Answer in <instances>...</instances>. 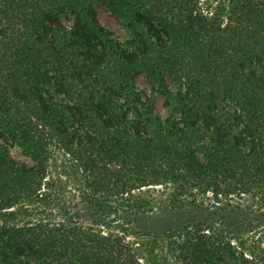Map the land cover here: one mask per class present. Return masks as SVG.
<instances>
[{"label": "trees", "instance_id": "16d2710c", "mask_svg": "<svg viewBox=\"0 0 264 264\" xmlns=\"http://www.w3.org/2000/svg\"><path fill=\"white\" fill-rule=\"evenodd\" d=\"M55 147L107 219L153 186L264 211V0H0V264H149L124 227L46 216ZM183 231L172 264H264L262 236Z\"/></svg>", "mask_w": 264, "mask_h": 264}, {"label": "rangeland", "instance_id": "374dc122", "mask_svg": "<svg viewBox=\"0 0 264 264\" xmlns=\"http://www.w3.org/2000/svg\"><path fill=\"white\" fill-rule=\"evenodd\" d=\"M96 11L100 22L121 37L123 31L120 21L101 5L96 6ZM135 80L137 87L150 91V84L141 73L136 75ZM156 101L158 107H161L160 96ZM11 151L16 158L25 159L17 146L11 147ZM48 170L47 186L52 191V201L47 217L69 218L82 225H100L116 230L124 227L136 252L149 264H172L175 260L174 252L164 245V241H170L171 234L179 231L183 233V228L199 220L230 232L231 236L243 237L248 246L258 236H262L264 240V211L257 209L262 205H258L249 196L231 201H216L199 196L195 200L186 198L183 203L178 204L172 188L146 187L136 193L148 201L143 211L126 208L120 210L119 215H111V219H107L84 200L79 168L60 148L52 149Z\"/></svg>", "mask_w": 264, "mask_h": 264}]
</instances>
